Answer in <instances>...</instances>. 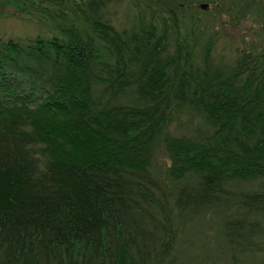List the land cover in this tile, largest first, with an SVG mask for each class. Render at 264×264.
Returning a JSON list of instances; mask_svg holds the SVG:
<instances>
[{
    "label": "trees",
    "instance_id": "1",
    "mask_svg": "<svg viewBox=\"0 0 264 264\" xmlns=\"http://www.w3.org/2000/svg\"><path fill=\"white\" fill-rule=\"evenodd\" d=\"M2 18L0 264H264V0Z\"/></svg>",
    "mask_w": 264,
    "mask_h": 264
},
{
    "label": "rangeland",
    "instance_id": "2",
    "mask_svg": "<svg viewBox=\"0 0 264 264\" xmlns=\"http://www.w3.org/2000/svg\"><path fill=\"white\" fill-rule=\"evenodd\" d=\"M26 32L23 24L17 19H0V34L10 33L14 35L24 34Z\"/></svg>",
    "mask_w": 264,
    "mask_h": 264
},
{
    "label": "water",
    "instance_id": "3",
    "mask_svg": "<svg viewBox=\"0 0 264 264\" xmlns=\"http://www.w3.org/2000/svg\"><path fill=\"white\" fill-rule=\"evenodd\" d=\"M207 6H204V8H206Z\"/></svg>",
    "mask_w": 264,
    "mask_h": 264
}]
</instances>
